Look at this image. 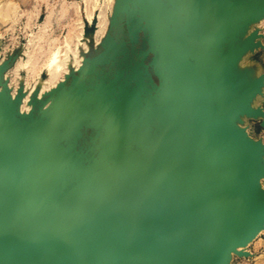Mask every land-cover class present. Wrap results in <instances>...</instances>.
I'll return each instance as SVG.
<instances>
[{"label": "rangeland", "instance_id": "1", "mask_svg": "<svg viewBox=\"0 0 264 264\" xmlns=\"http://www.w3.org/2000/svg\"><path fill=\"white\" fill-rule=\"evenodd\" d=\"M163 1L174 35L205 82L221 167L229 161L223 112L258 87L249 103L256 113L232 118L230 130L234 126L231 132L254 146L260 167L256 191L264 193V0H245L244 10L235 11L232 6L241 0ZM255 4L262 10L247 19H226L230 35H212L216 11L244 14ZM55 51L58 60L67 58L56 73L47 69ZM239 59L240 73L228 77L227 67ZM204 66L217 69L214 85ZM135 93L138 100L129 105ZM182 108L184 90L165 59L145 0H0V145L16 148L14 170L25 179V188L8 190L4 182L1 193H13L22 216L35 209L46 219L44 234L27 250L28 261L43 262L45 246L60 255L66 249L61 243L71 244L100 213L112 218L122 202L115 203L127 194L133 201L132 237L167 186L163 114ZM196 140L191 135L187 142L194 174ZM144 165L150 167L147 176L139 172ZM126 166V178L114 183ZM69 218L72 227L65 230L62 222ZM225 264H264V224L249 244L227 253Z\"/></svg>", "mask_w": 264, "mask_h": 264}, {"label": "water", "instance_id": "2", "mask_svg": "<svg viewBox=\"0 0 264 264\" xmlns=\"http://www.w3.org/2000/svg\"><path fill=\"white\" fill-rule=\"evenodd\" d=\"M145 2L165 59L184 90V108L175 112L167 109L163 114L164 130L170 139L177 138L173 158L163 169L162 178L167 179V186L132 237L129 221L133 201L131 194H127L115 203L122 202L112 218L106 212L100 213L88 223L94 226L89 228L87 224L86 230L80 236L75 235L71 244L61 243L66 249L60 255L51 246H45L40 264H225L229 251L246 246L263 229L264 193L256 191L260 167L254 146L230 130L232 118L256 113L249 103L258 87L244 92L223 112L229 161L221 167L199 66L189 61L174 35L164 1ZM253 10L262 8L252 5L242 15L216 11L218 26L212 35L220 38L230 35L233 28L226 19H244ZM206 67L211 66H204L202 72L208 84L214 85L217 69L214 68L216 80L211 82ZM191 135L197 139L192 147L199 168L197 174L187 158ZM0 150V264H36L28 261L27 250L44 234L46 219L35 209L22 216L20 202L13 193L10 196L1 193V185L10 170L15 169L19 153L7 144L0 145ZM179 169L181 174L176 176L173 171Z\"/></svg>", "mask_w": 264, "mask_h": 264}, {"label": "bare ground", "instance_id": "3", "mask_svg": "<svg viewBox=\"0 0 264 264\" xmlns=\"http://www.w3.org/2000/svg\"><path fill=\"white\" fill-rule=\"evenodd\" d=\"M220 1V0H219ZM224 3V1H222L221 2V4H223ZM244 3H245V0H241V1H239L238 3H236V4H234L232 7V10L235 8V9H243V7H244ZM208 5V4H207ZM224 5V4H223ZM227 5H228V3H227ZM251 5V4H250ZM226 6V5H225ZM219 7V6H218ZM235 9H234V11H235ZM244 10V9H243ZM239 11V10H238ZM242 11V10H241ZM243 12V11H242ZM242 14V13H241ZM254 17V16H253ZM259 16H257V18H258ZM261 17H264V16H261ZM103 18V17H102ZM247 19V18H246ZM231 21H232V19H231ZM238 21L236 20V23H237ZM240 22V21H239ZM248 23V22H247ZM247 23H246V25H247ZM80 24V23H79ZM100 24H101V22H100ZM99 24V25H100ZM103 24V23H102ZM234 24V23H233ZM241 24V23H240ZM245 25V26H246ZM102 26V25H101ZM101 26H99V27H101ZM242 26V25H241ZM79 28V27H78ZM100 29V28H99ZM104 30V29H103ZM103 30H102V32H103ZM79 31V30H78ZM100 31H101V29H100ZM99 33V32H98ZM81 34V33H80ZM98 35V34H97ZM96 35V36H97ZM80 38V37H79ZM75 39V38H74ZM78 40V39H77ZM67 42H65V44H66ZM76 44V43H75ZM113 46H115V45H113ZM63 48H64V46H63ZM66 48H67V46H66ZM57 51V50H56ZM53 52V53H50L49 54V58H48V60H47V69H51L52 71H50V72H54V73H56V72H60L61 70H64V67H66L65 65H66V63H67V58H64L62 61L61 60H58V52ZM70 52V51H69ZM72 54V53H71ZM73 55V54H72ZM243 58V57H242ZM78 61V60H77ZM241 61H243V60H241V59H239L238 61H235V62H232V64H231V66L230 67H227V69H226V75L228 76V77H235V75H237L238 73H240V69H241V64H240V62ZM206 70H207V73H208V76H209V79H210V81L211 82H213V81H215L216 80V75H215V70L214 69H212V68H210V67H207L206 68ZM50 76V75H49ZM238 76V75H237ZM228 77H226L227 79H229ZM230 80V79H229ZM232 80V79H231ZM246 82V81H245ZM244 82V83H245ZM242 83V82H241ZM240 83V84H241ZM243 84V83H242ZM248 84V83H247ZM246 84V85H247ZM242 86V85H241ZM244 87V86H243ZM143 91V90H142ZM122 94V93H121ZM134 95V94H133ZM130 98L131 99H127V102H128V104L129 105H132V104H134L135 102H137V100H138V93L136 94L135 93V95L133 96V97H131L130 96ZM149 101V100H148ZM132 107V106H131ZM130 107V108H131ZM31 109V108H30ZM130 110V109H129ZM129 112V111H128ZM251 117V116H250ZM259 117V116H258ZM125 118V117H124ZM123 118V119H124ZM256 118V117H255ZM115 119V118H114ZM258 119V118H257ZM123 123V122H122ZM130 123V122H129ZM115 125H117V124H115ZM121 128H122V126H121ZM234 126H232L231 127V131L232 132H234ZM125 131V130H124ZM164 135V138H165V145H167V148H165L164 149V155L161 157V159H162V162H163V165L164 166H166V162L167 163H170L171 162V160H172V158H173V154H174V150H175V148H176V145H177V138L176 137H173L172 139H170L169 138V136H168V134H167V132H162ZM113 134V133H112ZM123 133H121V135H122ZM128 135V134H127ZM4 138V137H3ZM120 141V140H119ZM126 142V141H125ZM20 146V145H19ZM129 160V159H128ZM131 163V162H130ZM128 164V163H127ZM125 166V165H124ZM123 166V167H124ZM170 167H172V166H170ZM149 166L148 165H144V167L139 171L141 174H147L148 172H149ZM164 168V167H163ZM129 169H130V167L129 166H126L125 168H124V170L122 171V173H121V176L120 177H118L117 178V180L114 182V183H121V181H122V179H124V178H126V176H127V174L129 173ZM160 169V168H159ZM18 170V169H17ZM181 170L179 169V170H175V171H173V173L176 175V176H180V174H181V172H180ZM160 172H161V170H160ZM149 174V173H148ZM144 175V176H145ZM151 175V174H150ZM147 176V175H146ZM155 177V176H154ZM144 179H146V177L144 178ZM151 179V178H150ZM149 179V180H150ZM149 180H148V182H149ZM198 182V181H197ZM196 182V183H197ZM27 183V182H26ZM160 183V182H159ZM163 183V182H162ZM28 184V183H27ZM149 184V183H148ZM200 184H201V182L199 183V187H201L200 186ZM5 185H6V187L8 188V190L9 189H12V188H14L15 186H17V185H21L22 187H24L25 188V179L23 178V177H20V175H19V173H18V171H13V169H12V171L10 170V173H9V176H8V178L5 180ZM145 185V184H144ZM114 187V186H113ZM146 187V186H145ZM149 187H151L150 185H149ZM148 188V187H147ZM109 190L111 191V189L109 188ZM150 190V189H149ZM12 191V190H11ZM154 191V190H153ZM103 192V191H102ZM150 195V194H149ZM151 197V196H150ZM142 200V199H141ZM144 202V201H143ZM136 206V205H135ZM118 207V206H117ZM131 210H133V209H131ZM96 212V211H95ZM92 215H93V213H92ZM132 215H134V214H132ZM111 216V215H110ZM113 217V216H112ZM134 218H135V216H133ZM110 219V218H109ZM131 219V218H130ZM133 219V218H132ZM131 219V220H132ZM78 220V219H77ZM64 223V224H63ZM62 224H63V226L65 227V230H68L69 228H71L72 227V221L70 220V218L68 219V220H65V221H63L62 222ZM80 224V223H79ZM77 225V224H76ZM79 226V225H78ZM129 227H131V226H129ZM82 228V227H81ZM67 232V231H66ZM64 236V235H63ZM71 237V236H70ZM69 237V238H70ZM65 238V237H64ZM63 238H61V240H62ZM64 240V239H63ZM68 241H69V239H68ZM62 242V241H61ZM70 244V243H69ZM52 246V245H51Z\"/></svg>", "mask_w": 264, "mask_h": 264}, {"label": "crops", "instance_id": "4", "mask_svg": "<svg viewBox=\"0 0 264 264\" xmlns=\"http://www.w3.org/2000/svg\"><path fill=\"white\" fill-rule=\"evenodd\" d=\"M205 71H207V70H206V68H205ZM209 80H210V79H209ZM163 132H166V130H165V131H163ZM165 168H166V167H165ZM91 220H92V219H91ZM91 220H90V221H91Z\"/></svg>", "mask_w": 264, "mask_h": 264}]
</instances>
